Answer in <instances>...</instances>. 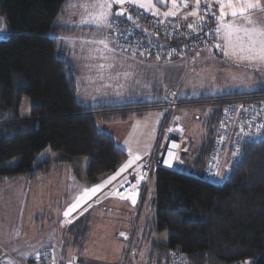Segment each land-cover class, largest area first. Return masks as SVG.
I'll return each instance as SVG.
<instances>
[{"label":"trees","instance_id":"1","mask_svg":"<svg viewBox=\"0 0 264 264\" xmlns=\"http://www.w3.org/2000/svg\"><path fill=\"white\" fill-rule=\"evenodd\" d=\"M67 1L0 0V16L10 30L0 38V163L19 157L13 168L0 167V184L20 175L35 181L57 167L63 159L34 164L46 147L66 157L87 156L86 175L92 179L114 174L127 154L111 134L97 127L94 116L121 120L129 111L146 109L130 106L158 103L93 106L78 98V71L56 37L65 28L56 17ZM24 95L29 114L22 117L19 107ZM245 95L264 103V85L251 92L213 96L215 108L206 117L201 141L189 152L187 170L153 169L154 213L142 230L146 235L169 233L166 243L152 240L150 261L168 264L169 251L177 249L191 264H264V129L256 142L243 144L238 156L221 158L219 170H227L221 183L203 174L222 106ZM74 223L71 229L82 230ZM127 249L128 245L116 263H124Z\"/></svg>","mask_w":264,"mask_h":264},{"label":"rangeland","instance_id":"2","mask_svg":"<svg viewBox=\"0 0 264 264\" xmlns=\"http://www.w3.org/2000/svg\"><path fill=\"white\" fill-rule=\"evenodd\" d=\"M156 4L162 6V8L156 7L160 12V15H154L156 17H164L162 13L165 10H172L170 2L168 5ZM76 10L80 13L90 11L94 13L91 6L81 5ZM148 13L153 15L151 11ZM78 16H81V20L82 16L84 19L88 18L84 14L78 13ZM253 18L259 21V26H264L263 11L257 16L254 15ZM0 23L3 25L0 28V38H5L10 30L7 29L3 18ZM90 24L94 27L93 32L87 29L83 33H78L79 42L71 47L82 51L75 56L82 57L83 61V56L91 57L93 50L107 51L103 46L94 47L93 41L96 40H104L108 43L109 49L117 51V53L111 52L109 56L104 52L101 60H96L93 64L88 63L89 59H86L87 61L84 59L82 63V78L85 82L83 87H87L88 98L92 99L91 105L123 106V103L157 102L164 96L167 88L178 87L181 104L173 109L172 115L182 130V148L179 158L182 159L181 167L184 170H187L189 166L190 150L198 145L206 132V117L215 108L214 103H211L214 100L213 96L235 91L251 92L264 85V65L239 61L231 55L225 56L224 51L216 47L218 42L195 50L190 62L176 55L171 58H145L129 52L130 55L127 51H120L112 43L108 27ZM126 73L128 75H125ZM201 97L203 98L199 99ZM158 111L161 112L162 118L161 107H151L148 116ZM19 114L22 117L29 114L26 95L21 99ZM94 120L100 130L109 132L117 144L128 150V158L145 152L150 153L157 142L158 128L149 138L146 129L139 130L138 126L131 125L129 120L104 122L99 114L94 116ZM138 138L141 139L137 140ZM66 156L60 151L46 147L36 155L34 164L45 159L52 161L63 159L59 161L57 167L49 173L39 175L35 181H27L23 175H20L0 184V264H40L38 256L45 249H49L54 254L62 253L59 243L62 241V231L69 224L63 213L85 188L94 187L92 178L86 175L88 157ZM18 160V156L12 157L0 163V167L13 168ZM117 172L121 174L122 171ZM117 172L112 176L118 177ZM218 172L220 175L211 178L214 183H221L227 175L225 168H220ZM108 177L110 176L107 175L105 180ZM102 185L105 183L103 182ZM154 192L155 183L152 177L145 191L142 208V212L149 216L154 213ZM112 198L109 196L106 201L110 199L114 201ZM87 199L89 197L83 202ZM132 211L135 213V209ZM106 214L101 213V216ZM102 219L106 220V231L115 229L116 224L111 219L105 217ZM76 225L83 227L84 221L81 219ZM162 231L165 234L169 233L167 230ZM32 258L36 261H32Z\"/></svg>","mask_w":264,"mask_h":264},{"label":"built area","instance_id":"3","mask_svg":"<svg viewBox=\"0 0 264 264\" xmlns=\"http://www.w3.org/2000/svg\"><path fill=\"white\" fill-rule=\"evenodd\" d=\"M214 2L215 0H201L198 14L203 20L188 15L196 10V0H187V7L180 3L175 16L161 18L142 12L134 5L124 4L119 8L131 15L132 19L129 20L122 15L111 21L113 24V28L109 29L111 41L116 48L145 58H166L176 55L190 62L195 50L211 45L216 40L218 14L214 9ZM189 24L195 25L194 31L188 28ZM254 98L253 95L233 97L222 106L220 117L213 129L210 154L203 169L204 177L210 179L214 176L219 170L221 158L234 157L233 152L237 145L253 143L260 138L263 129L259 134L247 135L255 133L256 127L264 124V103ZM180 102L178 88L169 87L165 90L163 101L152 105L163 109L157 130V142L152 152L132 163L104 189L90 196L79 209L97 201L106 193L118 197H121L118 193H123L125 196L133 191V185L138 192V198L141 199L155 167L180 171L178 160L182 148V130L172 115L173 109L181 104ZM169 152L176 157L171 165L164 162L169 159ZM137 177L143 179L137 180ZM129 236L126 234L124 239H128ZM38 261L40 264H53L54 261L55 264H71V260L59 257L49 249L39 254ZM168 264L191 262L181 251L171 249L168 253Z\"/></svg>","mask_w":264,"mask_h":264},{"label":"crops","instance_id":"4","mask_svg":"<svg viewBox=\"0 0 264 264\" xmlns=\"http://www.w3.org/2000/svg\"><path fill=\"white\" fill-rule=\"evenodd\" d=\"M93 1L95 0H68L67 3L60 9L56 17V22L62 25L63 27H65L63 32L57 34L56 37L63 45V47L67 50L69 62L78 71L76 77L77 96L79 99L85 100L89 104L92 103L91 102L92 99L88 98L89 93L86 90L87 87H83V84H85V82L82 78V74H83L82 63L86 59H89L88 63L90 64H93L96 60L100 61L101 58L103 57L104 52L108 56L111 52L117 53V51L113 50L112 48H110V50L107 51L97 49L92 51L91 57L89 55L83 56L85 60L83 59L82 61V57L78 58L75 56L76 54L78 55L80 52L82 53V51L80 50L77 51L76 49L71 48L72 46L78 44L79 42L77 38L78 33H83L87 29L91 30V33L93 32L94 29L93 25L90 23H82L81 21L84 20L83 16H82V20H81V16H78L79 13V14H84L89 18L92 12L90 11L88 13H82V12L80 13L76 10L78 7L82 5L83 7L91 6L93 12H95L94 8L92 7V5L94 4L92 3ZM125 4H129V3H125ZM164 4L168 5V3H164ZM259 4L261 6H264V0H259ZM131 5L136 6L142 12L148 13V11H145L144 9L138 7L137 4L132 3ZM213 5L216 13L219 16V4L214 2ZM121 6L122 5L115 4L113 7V11ZM158 6L162 8V6L156 4V7ZM166 11L167 10H165V12ZM262 11L264 12V10H262V7H257L256 9L248 13V16L254 22H256L257 26H259L260 23L257 19L254 20L253 17L254 15L257 16ZM225 20L231 21L233 20V18L230 15H226ZM235 20L238 24L247 23V21H245L241 17H236ZM99 41L100 40L93 41V46L94 47L103 46L98 43ZM217 42L218 44H221V46L223 45L222 39H220L216 33L215 43ZM219 49L223 51L222 47H220ZM120 51H125V50H120ZM163 98L164 96H162V98H160V101H157L158 103L156 104L161 103L163 101ZM150 102H154V101H150ZM123 104H132V103H123ZM152 105L154 104H149L147 106L145 105L130 106L129 108L132 109L134 108H146V109H141L140 111H136V110L129 111L128 115L124 119L115 120V121L129 120L130 124L137 125L139 130L141 128L146 129V132L148 134L147 137L150 138L151 136L154 135L151 134L155 132L156 128H158L159 122L161 120V112L159 111L158 113L153 112L155 114L148 116V113H150ZM124 108H128V107H124ZM109 110H113V109H104V111H109ZM102 120L104 122H112L105 120L103 117ZM140 139L141 138H138L137 140ZM120 147L127 154V159L125 162L131 160L133 157L128 158L129 157L128 150L126 149L127 150L126 151L122 146ZM146 154L149 153L145 152L144 154L139 156L142 157ZM125 162L123 166L127 164ZM181 163H182V159L179 158L178 160L179 169L182 168ZM107 175L112 176V174L106 173L93 178L92 185L93 186L102 185L103 182L105 181V178H107ZM110 182L111 180L107 184H110ZM107 184L102 185L100 191L104 189L107 186ZM127 195H125V197ZM109 196H112L113 197L112 199H114V201H110L111 199L106 201ZM85 202H83V204ZM143 203H144V197L141 198L140 200L137 196L136 203L133 204L130 199L118 197L111 193H106L105 195L104 194L101 195L97 201H94L90 203L88 206L85 205L82 209H79V207L83 205L82 204L74 212L70 214L71 217H66V221L71 220L72 222L68 224L66 231L67 233L65 232L66 234L64 233L62 234V241H60L59 243V247L61 246L60 251L62 253L55 252L56 255L59 257L65 256L67 260H71V264H114L121 260L120 258L121 256L124 255L126 245H128V249H127L128 252L123 264H166V263H158L149 260L150 252H152L153 249L152 240H156L161 243H166L168 240V234H165V232L163 231L152 233L151 235L145 234V232L142 230L143 223L151 216L142 212ZM132 209H135V213L134 211H132ZM101 213H107V214L101 216ZM76 217L78 218L75 219ZM102 217L111 219V221L114 222V224H116L115 229L110 232L106 231V220L102 219ZM81 219L84 221V226L81 227L82 230H74V228L71 229V227H74L75 225H70V224H72L73 221H75L74 224H76ZM76 232L77 233L82 232V233H80V235L76 237L75 235H73ZM121 233H123V235H121ZM126 234L130 235L128 238L129 239L128 242L124 239ZM76 243H78V245H76Z\"/></svg>","mask_w":264,"mask_h":264},{"label":"snow or ice","instance_id":"5","mask_svg":"<svg viewBox=\"0 0 264 264\" xmlns=\"http://www.w3.org/2000/svg\"><path fill=\"white\" fill-rule=\"evenodd\" d=\"M171 3L172 10L162 13L164 17L175 16L176 9L179 7L180 3H183L187 7V0H95L92 7L96 10L89 18L82 20V23H94L98 27H108L113 28L111 21L116 17H120L124 14L123 10L113 12V7L115 4L123 5L125 3H134L138 7L144 9L145 11H151L153 15H160L159 9L156 8V3ZM219 4V16L216 17L218 24L216 28V33L220 39L223 41V45L217 44L216 47H222L225 56H234L239 61H248L250 64L254 63L257 65H264V26H257L249 16L248 13L257 7L264 6L259 4V0H215ZM201 0H196L197 8L188 15L196 17L197 19L203 20L199 17V5ZM211 7V5H209ZM229 10V11H226ZM226 15H230L233 20L226 21ZM236 17H241L246 24H238L235 20ZM129 20L132 19L131 15L127 17ZM2 20V18H0ZM118 23V21H117ZM3 25L0 23V28ZM188 28L195 30V25L189 24ZM99 44L103 45L104 49L110 50L109 45L104 40H100ZM143 55V54H142ZM171 55V53H170ZM159 59V57H157ZM103 67V66H102ZM125 75H128L127 73ZM264 129V124L256 127L255 133H248L247 135L259 134L260 131ZM243 131V129H242ZM243 139V137H242ZM175 147V145H173ZM242 145H237L236 150L233 152V156H238L240 154ZM139 155H135L131 160L125 164L120 171H124L135 161L140 160ZM173 159H176L173 153L169 152V159L164 162L168 165L172 164ZM119 175V172L116 173ZM216 175H220L219 172ZM115 179V176L108 177L104 181L107 184L110 180ZM143 177H137V180H142ZM102 185H96L91 189L85 188L83 192L78 195L75 202L72 203L67 210L64 211L63 215L69 217L72 212H74L80 204L91 195H94L100 190ZM122 198L130 199L133 204L136 203L138 192L135 190V185H133V191L130 192L126 197L123 193H118ZM71 223V220L67 221ZM123 235V233H121ZM55 264V261L53 262ZM247 264V262H246Z\"/></svg>","mask_w":264,"mask_h":264},{"label":"water","instance_id":"6","mask_svg":"<svg viewBox=\"0 0 264 264\" xmlns=\"http://www.w3.org/2000/svg\"><path fill=\"white\" fill-rule=\"evenodd\" d=\"M120 10H121L120 8H117L115 11H120ZM123 16H125L127 18L129 15L124 12Z\"/></svg>","mask_w":264,"mask_h":264},{"label":"bare ground","instance_id":"7","mask_svg":"<svg viewBox=\"0 0 264 264\" xmlns=\"http://www.w3.org/2000/svg\"><path fill=\"white\" fill-rule=\"evenodd\" d=\"M147 155V154H146Z\"/></svg>","mask_w":264,"mask_h":264}]
</instances>
